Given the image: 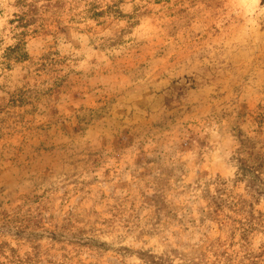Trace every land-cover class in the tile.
Returning a JSON list of instances; mask_svg holds the SVG:
<instances>
[{
  "label": "rangeland",
  "instance_id": "rangeland-1",
  "mask_svg": "<svg viewBox=\"0 0 264 264\" xmlns=\"http://www.w3.org/2000/svg\"><path fill=\"white\" fill-rule=\"evenodd\" d=\"M0 264H264V0H0Z\"/></svg>",
  "mask_w": 264,
  "mask_h": 264
}]
</instances>
